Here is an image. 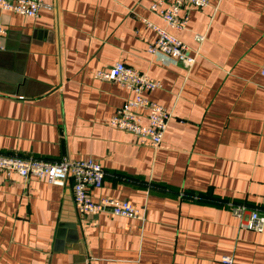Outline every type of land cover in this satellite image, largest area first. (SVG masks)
I'll list each match as a JSON object with an SVG mask.
<instances>
[{"label":"crops","instance_id":"crops-1","mask_svg":"<svg viewBox=\"0 0 264 264\" xmlns=\"http://www.w3.org/2000/svg\"><path fill=\"white\" fill-rule=\"evenodd\" d=\"M44 1L37 17L0 9V152L93 158V198L146 215L80 214L72 182L0 176V264H264V230L230 209L264 212V0L187 6V28L169 29L190 68L148 52L141 18L167 27L152 0ZM117 61L163 83L147 94L172 112L158 147L109 124L133 93L94 72Z\"/></svg>","mask_w":264,"mask_h":264},{"label":"built area","instance_id":"built-area-1","mask_svg":"<svg viewBox=\"0 0 264 264\" xmlns=\"http://www.w3.org/2000/svg\"><path fill=\"white\" fill-rule=\"evenodd\" d=\"M210 4V0H152L149 9L158 14L167 24L163 27L148 18L141 20L147 27L156 32V38L149 42L147 50L153 56L166 63H181L190 68L196 61V54L190 53V47L174 30L187 28L190 15L187 6L203 8ZM43 7L52 5L44 0H0V9L15 12L28 17H37ZM8 29L0 22V51L4 50L5 36ZM195 39L201 41L204 35L195 34ZM264 74V67L262 68ZM94 76L101 80L116 82L128 89L133 95L116 109L110 117L109 124L120 130L137 135L141 143H150L158 147L162 141L172 112L163 104L151 99L147 94L163 83L147 72L140 71L124 61H117L109 66L99 68ZM0 176L10 179L13 176L30 178L31 176L46 179L50 183L65 185L72 182L75 206L80 214H98L110 212L114 215L133 217L143 220L145 211L134 206L129 200H121L109 196L94 199L91 188L103 185L105 169L93 158L47 159L36 156H24L0 152ZM230 209L241 219V226L252 230H264V212L257 208L248 210L245 204H230ZM250 212L246 220L244 213ZM222 261L233 263V257L225 255Z\"/></svg>","mask_w":264,"mask_h":264},{"label":"trees","instance_id":"trees-1","mask_svg":"<svg viewBox=\"0 0 264 264\" xmlns=\"http://www.w3.org/2000/svg\"><path fill=\"white\" fill-rule=\"evenodd\" d=\"M235 204V203H234Z\"/></svg>","mask_w":264,"mask_h":264}]
</instances>
